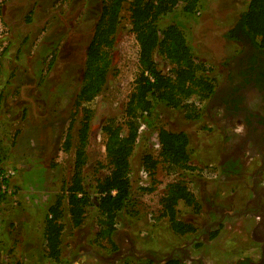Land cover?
Masks as SVG:
<instances>
[{
  "label": "rangeland",
  "instance_id": "1",
  "mask_svg": "<svg viewBox=\"0 0 264 264\" xmlns=\"http://www.w3.org/2000/svg\"><path fill=\"white\" fill-rule=\"evenodd\" d=\"M102 1L10 0L2 6L9 33L0 63V154L4 158L3 177L9 185L0 202V264H57L46 256L42 224L48 206L62 195L73 173L74 150L65 152L62 145L71 124V142L74 145L76 141L81 112L74 103ZM130 1L122 7L107 81L92 106L84 168V183L90 192L96 181L109 173L102 126L114 118L126 130L125 109L138 76ZM248 2L204 0L201 10L190 17L179 5L161 20V28L173 24L183 31L198 61L210 69L214 88L224 85L228 63L240 49L226 35ZM154 60L158 70L168 74L171 64L159 54ZM207 103H194L190 114L162 110L153 128H141L130 157L132 200L128 215L125 213L117 224L113 238L116 249L98 236L97 210L92 205L79 228H72L65 214L58 264H134L147 258L163 260L173 252L181 264L264 262L260 233L254 230L258 219L228 215L243 211L238 199L248 192L250 177L239 174L245 159L232 161L239 157L236 141H231L233 129L223 131L222 120L212 119ZM158 129L184 132L189 138L195 170L186 185L201 208L195 210L179 202L177 217L192 224L197 229L194 234H174L166 218H158L166 186L177 181L160 162ZM145 155L159 163L154 180L143 170ZM219 225L222 229L217 236L209 238Z\"/></svg>",
  "mask_w": 264,
  "mask_h": 264
},
{
  "label": "trees",
  "instance_id": "2",
  "mask_svg": "<svg viewBox=\"0 0 264 264\" xmlns=\"http://www.w3.org/2000/svg\"><path fill=\"white\" fill-rule=\"evenodd\" d=\"M204 0H131L128 3L131 32L138 44V76L125 109V126L109 118L102 126L105 135V160L109 173L97 180L92 192L85 186L84 168L87 163V146L93 117L94 100L101 93L111 66V50L121 21V11L126 0H103L99 9L92 36L85 52V62L79 92L74 103L80 109L81 120L73 145L68 133L62 145L65 152L74 150L73 173L70 183L48 206L42 224L41 240L44 242L47 258L60 263L61 238L64 232L63 219L68 216L70 225L76 229L82 226L88 207L97 210L98 236L116 249L113 238L119 219L126 213L132 200L130 179V157L134 145L141 135V128H153L154 120L162 110H183L192 112L196 102L208 100L214 92V83L209 78V68L199 62L187 44L185 35L176 25L161 28L163 17L180 10L188 17L201 10ZM247 37L253 44L261 39L264 45V0H249L240 14L234 28L228 32V40L239 42ZM156 54L171 64L168 74L158 70L154 60ZM1 101V97H0ZM159 158L168 175H175L177 181L168 184L160 199L158 218H166L174 234H194L196 228L178 219L177 206L199 210L200 203L189 191L186 181L191 171L189 138L184 132L158 129ZM0 154V202L5 198L8 180L3 177ZM144 172L154 180L158 161L150 155L142 158ZM151 191V189H149ZM93 196V197H92ZM221 225L209 235L217 236ZM134 264H181L175 257L163 262L148 259ZM239 264H246L245 261Z\"/></svg>",
  "mask_w": 264,
  "mask_h": 264
},
{
  "label": "flooded vegetation",
  "instance_id": "3",
  "mask_svg": "<svg viewBox=\"0 0 264 264\" xmlns=\"http://www.w3.org/2000/svg\"><path fill=\"white\" fill-rule=\"evenodd\" d=\"M234 43L240 49L238 48L239 51L237 49L238 52L228 63L229 72L225 76L224 85L215 88L208 99L207 109L210 114L212 109L211 116L215 122L222 120L223 131L226 132L227 128L233 129L231 141H236L239 157H233L232 161L237 163L239 158L245 159V167L241 164L244 169L241 168L239 174L250 177L247 180L248 192L245 195L241 194L238 199L243 211L228 215L240 214L258 219L254 230L260 233L259 239L262 244L260 249L264 252V45L261 39L253 44L243 36L239 42ZM198 240L193 238L192 241L199 242ZM129 255L144 258L134 253ZM170 257H175L174 252L167 258ZM167 258L151 259L163 262Z\"/></svg>",
  "mask_w": 264,
  "mask_h": 264
},
{
  "label": "built area",
  "instance_id": "4",
  "mask_svg": "<svg viewBox=\"0 0 264 264\" xmlns=\"http://www.w3.org/2000/svg\"><path fill=\"white\" fill-rule=\"evenodd\" d=\"M8 1L10 0H0V63H1V59H2V54L5 50V48L8 45V28L5 26L3 18H2V14H1V10H2V6L4 4H6Z\"/></svg>",
  "mask_w": 264,
  "mask_h": 264
}]
</instances>
